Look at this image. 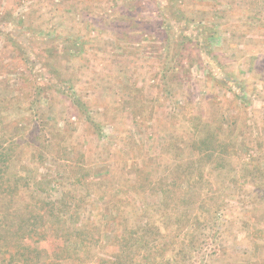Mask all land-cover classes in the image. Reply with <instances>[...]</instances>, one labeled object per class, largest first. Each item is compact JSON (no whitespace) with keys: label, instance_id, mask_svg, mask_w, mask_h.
I'll list each match as a JSON object with an SVG mask.
<instances>
[{"label":"rangeland","instance_id":"obj_1","mask_svg":"<svg viewBox=\"0 0 264 264\" xmlns=\"http://www.w3.org/2000/svg\"><path fill=\"white\" fill-rule=\"evenodd\" d=\"M1 151L12 264H264V0H0Z\"/></svg>","mask_w":264,"mask_h":264},{"label":"trees","instance_id":"obj_2","mask_svg":"<svg viewBox=\"0 0 264 264\" xmlns=\"http://www.w3.org/2000/svg\"><path fill=\"white\" fill-rule=\"evenodd\" d=\"M4 151H5V149H4ZM4 151L0 152V165L2 164V162L4 160V157L8 154V153L6 154ZM6 178H8L7 172L4 171V169L0 166V187H2L5 184V188H6V190H8L7 187L10 185V184H8L10 182V180L6 179ZM7 194H10L9 195L10 198L13 197V195H12L13 192H8ZM50 208L52 210L53 215L56 216V218L58 216L59 217L62 216L61 212H59L60 211L59 203L57 205L55 204L54 208H53V206H50ZM4 217H6V215ZM27 224H28V227L26 226V228H25V232H26L27 238L30 239L31 241H35V239H40L41 237L39 235V232H41L40 230L42 228H44V226L41 227V225H43L44 223L40 222V223H37V224H29V223H27ZM22 227H23V225L21 224L20 227H19V230L22 229ZM0 229H3V231L6 232V233L10 232L11 235H13V236L14 235H19L18 233H14V231H13L14 227H13L12 221L5 227H2V225L0 224ZM32 234H34L36 236L35 239H33L34 235H32ZM138 239H141V237L138 238ZM139 242H140V240H137V238H136L135 239V243L138 244ZM0 244L4 248V250L2 252V260H1L2 264H12V262L14 263V257L16 255V253H18V251H15V245H13L12 237L7 238L5 236H1L0 237ZM36 245H37V243L35 244V246ZM29 246H30V244H29ZM35 246H34V248H35ZM34 248L32 250H34ZM26 249H27V247L26 248L24 247V250H23L22 254L20 252V256H25L26 255ZM37 249L38 248H35V250H37ZM152 252H153V255L151 256V258H154L153 261H152V264H161V260L158 263L156 262V259L159 256L158 255V251L154 250ZM133 254H134V251H132V252H130V254H128V255H130L129 259H128L129 261H132ZM39 255L41 256V257H39V262L35 263V264H60V263L56 262V261L59 262V258H56L57 260L55 261V260H50V256L48 254L46 256H44V257H43V254L41 255V253H39ZM17 256H19V254ZM22 260H23V258H22ZM120 260H122L123 263L126 262V259L124 261H123V259H120ZM104 262H106V263L110 262L111 264H119L120 263L119 259L113 260V261L105 260ZM175 263H176V261L172 262V259H168L167 263L165 261V264H175ZM128 264H130V263H128Z\"/></svg>","mask_w":264,"mask_h":264}]
</instances>
